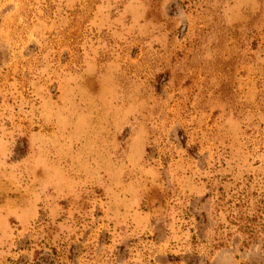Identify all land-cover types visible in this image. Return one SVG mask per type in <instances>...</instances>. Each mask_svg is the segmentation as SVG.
Listing matches in <instances>:
<instances>
[{
    "label": "rangeland",
    "instance_id": "374dc122",
    "mask_svg": "<svg viewBox=\"0 0 264 264\" xmlns=\"http://www.w3.org/2000/svg\"><path fill=\"white\" fill-rule=\"evenodd\" d=\"M0 264H264V0H0Z\"/></svg>",
    "mask_w": 264,
    "mask_h": 264
}]
</instances>
